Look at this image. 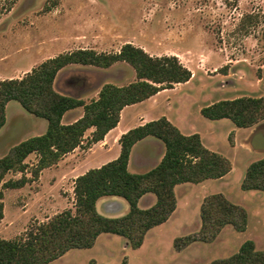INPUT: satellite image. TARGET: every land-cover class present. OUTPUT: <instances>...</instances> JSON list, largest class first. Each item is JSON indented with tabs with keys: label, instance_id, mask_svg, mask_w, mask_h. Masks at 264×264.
Wrapping results in <instances>:
<instances>
[{
	"label": "rangeland",
	"instance_id": "374dc122",
	"mask_svg": "<svg viewBox=\"0 0 264 264\" xmlns=\"http://www.w3.org/2000/svg\"><path fill=\"white\" fill-rule=\"evenodd\" d=\"M128 42L154 56L177 55L195 75L153 102L127 107L122 127H137L154 114L167 115L183 134L203 135L207 148L227 156L234 169L223 181L178 185L175 211L168 221L148 232L140 249L129 248L122 236L105 233L92 248L71 250L50 264H211L236 255L246 240H264V191L242 189L247 162L264 154L233 148L237 139L251 149L252 132L237 128L229 119L210 120L201 112L222 100L264 96V0H0V80L22 78L62 53L77 49L119 52ZM136 80L134 68L125 62L108 69L70 65L58 74L55 87L90 102L106 83L128 85ZM6 112L0 158L18 143L43 134L48 126L45 119L28 113L17 101H10ZM71 115L67 114L64 124L73 120ZM92 131L86 133L87 138ZM105 145L78 148L43 171L38 180L21 189L5 190L0 238L14 239L67 209L75 212L76 178L112 161L121 150L115 144L114 148ZM163 152L161 144H140L129 170L145 172ZM143 154L149 158L145 160ZM26 162L36 164L37 156L30 155ZM22 176L12 172L5 180ZM215 193H223L247 210V230L240 232L227 225L210 242L186 240L199 239L202 203ZM139 206L144 207L145 202ZM129 209L128 202L119 197L106 196L98 203V211L110 217H122ZM184 249L186 260L179 263L174 259Z\"/></svg>",
	"mask_w": 264,
	"mask_h": 264
},
{
	"label": "trees",
	"instance_id": "16d2710c",
	"mask_svg": "<svg viewBox=\"0 0 264 264\" xmlns=\"http://www.w3.org/2000/svg\"><path fill=\"white\" fill-rule=\"evenodd\" d=\"M120 62L134 68L137 80L124 86L106 83L98 98L90 102L63 94L55 87L58 74L70 65L108 69ZM192 78V71L177 55L153 56L128 42L119 52L77 49L62 53L45 60L22 78L0 80V131L7 122L10 101L19 102L28 113L45 119L48 124L45 133L18 143L0 158V222L4 219L5 190L24 188L38 180L43 170L57 165L76 149H90L103 141L118 126L126 107ZM77 108L84 109L82 117L64 124L65 114ZM202 114L210 120L229 119L239 128H252L264 122V96L222 100L204 107ZM91 129L87 138L86 133ZM149 137L163 143L164 156L149 170L133 173L129 170L133 147ZM230 140L233 141V134ZM119 144L121 151L116 159L76 178L75 212L67 209L14 239L0 238V264H50L71 250L92 248L105 233L122 236L129 248L139 249L148 232L168 221L175 211L176 186L220 179L233 169L232 161L208 149L199 134H183L166 117L128 130L120 137ZM32 154L37 156V162L30 166L26 160ZM12 172L23 176L6 181ZM242 189L264 191V157L248 166ZM148 194L156 197V203L140 207V200ZM106 196L126 200L129 212L122 217L101 214L97 204ZM201 217L199 239L186 240L210 242L227 225L240 232L248 227L247 210L222 193L204 199ZM211 264H264V250L257 249L253 240H247L236 255Z\"/></svg>",
	"mask_w": 264,
	"mask_h": 264
},
{
	"label": "crops",
	"instance_id": "0c3cea01",
	"mask_svg": "<svg viewBox=\"0 0 264 264\" xmlns=\"http://www.w3.org/2000/svg\"><path fill=\"white\" fill-rule=\"evenodd\" d=\"M129 43H132V42H129ZM132 44H134V43H132ZM135 46H137V45H135ZM145 49V48H144ZM146 51H147V49H146ZM148 52V51H147ZM154 56V55H153ZM156 56H163V55H156ZM185 66H187V65H185ZM188 67V66H187ZM191 71H192V73H193V78H194V75H195V72L190 68V67H188ZM192 78V79H193ZM191 79V80H192ZM190 80V81H191ZM189 81V82H190ZM188 83V82H187ZM183 84H186V83H183ZM183 84H178V85H175V87L173 88V89H176V88H178V87H181V86H184ZM55 85H56V81H55ZM119 86H124V85H119ZM167 90H170V89H167ZM100 91V90H99ZM99 91H98V93H99ZM164 91H166V90H163V91H161V92H159L157 95H155V96H153V97H151V98H149V99H147V100H145V101H143V102H141V103H147V102H153V101H155V99L157 98V96H159V94H161V93H163ZM253 97H258V96H253ZM98 98V97H97ZM138 104H140V103H138ZM129 107V106H128ZM126 109H127V107L122 111V114H121V119H122V116H123V114H124V112L126 111ZM203 109V108H202ZM202 109H201V112H202ZM84 110V109H83ZM69 112H72V115L71 116H73V120L71 121V122H69V123H73V122H75L76 120H78L80 117H82V115H83V113H84V111H82L81 113L80 112H78L77 110H73V111H68L66 114H65V116L63 117V120H64V118L67 116V114H69ZM148 111H145V114H147L148 115ZM77 114H81V115H79L78 117H76V115ZM150 114V113H149ZM75 117V118H74ZM161 117H166L168 120H169V118H168V116L166 115H162L161 114V116L159 115V116H157V115H153V117H151V118H149L147 121H145L144 123H142V124H145L146 122H149V121H151V120H155V119H159V118H161ZM207 118V117H206ZM170 121V120H169ZM171 122V121H170ZM141 124V125H142ZM129 126V124L128 125H124L123 127H122V121H120L119 122V124H118V126L116 127V128H114L113 130H111L107 135H106V137H105V139L103 140V141H101V142H99V143H97V145L98 144H106L107 143V145H105V146H107V147H113L114 148V144H115V147L116 148H118L119 146H120V144H119V139H120V137L124 134V133H126L128 130H130V127H128ZM175 126H177L178 127V125H175ZM236 126V125H235ZM237 127V126H236ZM261 127H264V122L263 123H261V124H259V125H257V126H255V127H252V128H246L247 130H250V132H252V133H250L251 134V136H250V138L252 137V135L256 132V130H258V129H260ZM135 128V127H134ZM179 128V127H178ZM237 128H239V127H237ZM132 129V128H131ZM180 129V128H179ZM180 131H181V129H180ZM234 131L236 132V133H238V130L236 129H234ZM182 132V131H181ZM45 133V132H44ZM183 133V132H182ZM194 134H199V133H194ZM232 134V133H231ZM187 135H191V134H187ZM200 136H201V138H202V141H203V143H204V145L206 146V144H205V140H204V137H203V135H201V134H199ZM250 138H249V141H248V144H249V147L252 149H246V148H244L243 146H242V144H239L238 143V141H237V139H235V143L232 145V147L233 148H237V149H239V147L241 148V150H243L244 152L246 151V152H257V153H263L264 154V152H261V151H255L252 147H251V145H250ZM140 144H150V145H155V144H161L162 146H163V148H164V152H165V147H164V145H163V143L162 142H160V141H158V140H156V139H154V138H151V137H149V138H146V139H144V140H142V141H140V142H138L134 147H133V150H132V153H131V157L133 156V154H134V152H135V150H136V148H137V146H139ZM207 147V146H206ZM209 149V148H208ZM211 150V149H210ZM121 151V150H120ZM148 151H150V150H148ZM151 151H152V149H151ZM213 151V150H212ZM164 152H163V155H162V157L164 156ZM216 152V151H215ZM117 155L115 156V158L114 159H116L118 156H119V154H120V152H119V149L117 150ZM148 153V152H147ZM219 153V152H218ZM162 157H161V159H162ZM227 157V156H226ZM264 157V156H263ZM143 158H145V160H147L146 158H149V157H147V155L146 154H143ZM262 158V157H261ZM113 159V160H114ZM161 159H159L158 161H157V163L156 164H154L152 167H154V166H156L160 161H161ZM256 161V160H255ZM252 162H254V159H251V160H249L248 162H247V166H249ZM131 166V159H130V163H129V167ZM152 167H150V168H152ZM149 168V169H150ZM248 168V167H247ZM48 169V168H47ZM47 169H45V170H47ZM148 169V170H149ZM233 169H234V165H233ZM233 169H232V171H233ZM45 170H43V171H45ZM147 171V170H146ZM231 171V172H232ZM246 171H247V169H246ZM230 172V173H231ZM229 173V174H230ZM229 174H227L226 176H224L223 178H220V179H216V180H219V181H223V180H225L226 178H227V176L229 175ZM246 174V173H245ZM208 180H206V181H204V182H202V183H200V184H206V182H207ZM184 184V183H183ZM177 187V186H176ZM13 190V189H12ZM223 194V193H222ZM144 201L145 202V206L144 207H149V206H152V205H154L155 203H156V197L153 195V194H148V195H146V196H144L141 200H140V202L141 201ZM230 200V199H229ZM147 201V202H146ZM139 202V203H140ZM99 203V202H98ZM97 207H98V204H97ZM3 221V220H2ZM1 221V222H2ZM1 222H0V224H1ZM254 242H255V244H256V246H257V248L258 249H260V250H264V240H262L261 238H259V239H256V238H254V239H252ZM247 241V240H246ZM245 241V242H246ZM244 243V242H243ZM242 243V244H243ZM242 244H241V246H242ZM241 248V247H240ZM140 249V248H139ZM70 252V251H69ZM68 252V253H69ZM67 253V254H68ZM66 255V254H65ZM64 255V256H65ZM63 256V257H64ZM62 258V257H61ZM178 259V261L177 262H179V263H182L181 262V260H186V249H184V250H179L178 251V253H177V255H176V257H175V259L174 260H177ZM129 264V263H128Z\"/></svg>",
	"mask_w": 264,
	"mask_h": 264
},
{
	"label": "water",
	"instance_id": "95a60500",
	"mask_svg": "<svg viewBox=\"0 0 264 264\" xmlns=\"http://www.w3.org/2000/svg\"><path fill=\"white\" fill-rule=\"evenodd\" d=\"M250 145L255 151L264 152V127L256 130L250 138Z\"/></svg>",
	"mask_w": 264,
	"mask_h": 264
}]
</instances>
